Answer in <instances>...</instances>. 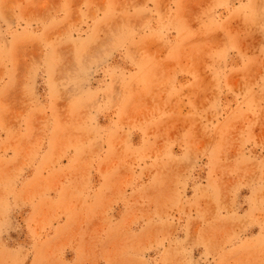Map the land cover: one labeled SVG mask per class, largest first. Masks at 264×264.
Wrapping results in <instances>:
<instances>
[{
  "label": "rangeland",
  "instance_id": "rangeland-1",
  "mask_svg": "<svg viewBox=\"0 0 264 264\" xmlns=\"http://www.w3.org/2000/svg\"><path fill=\"white\" fill-rule=\"evenodd\" d=\"M0 264H264V0H0Z\"/></svg>",
  "mask_w": 264,
  "mask_h": 264
},
{
  "label": "bare ground",
  "instance_id": "bare-ground-1",
  "mask_svg": "<svg viewBox=\"0 0 264 264\" xmlns=\"http://www.w3.org/2000/svg\"><path fill=\"white\" fill-rule=\"evenodd\" d=\"M94 14V13H93ZM48 39V38H47Z\"/></svg>",
  "mask_w": 264,
  "mask_h": 264
}]
</instances>
